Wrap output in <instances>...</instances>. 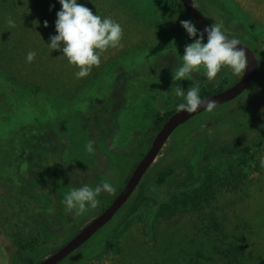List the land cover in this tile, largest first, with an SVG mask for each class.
I'll list each match as a JSON object with an SVG mask.
<instances>
[{"label":"rangeland","instance_id":"rangeland-1","mask_svg":"<svg viewBox=\"0 0 264 264\" xmlns=\"http://www.w3.org/2000/svg\"><path fill=\"white\" fill-rule=\"evenodd\" d=\"M195 2L211 25L223 26L225 13L226 29L235 34L227 35L229 39L264 51V0ZM77 3L123 28L122 47L105 51L100 66L85 78L76 77L78 68L62 51L49 47L50 37L57 35L59 0H0V264H24L21 257L35 245H47L39 260L50 254L51 243L71 227L60 216L62 195L85 185L95 189L102 182L116 189L113 194L102 192V197L113 199L120 192L137 163L132 154L137 134L152 128L156 113L176 110L185 102L175 96L176 86L185 92L191 86L214 90L233 73L223 67L209 81L201 66L191 79L174 81L185 47L199 36L166 30L160 19L164 0ZM9 18L15 27H9ZM29 51L36 53L31 63L26 60ZM255 53L259 60L260 53ZM10 80L23 91L18 99L9 97ZM29 88L50 97L34 96ZM257 93L264 94V73L251 94L179 127L143 179L145 204L105 239L108 229L126 215L135 193L107 228L61 264L82 257L76 264H264V141L245 168L237 156L220 150L243 127L254 136L264 133V105L258 104ZM208 122L214 124L204 130ZM89 140L94 142L93 155L85 150ZM206 142L213 143L208 161ZM183 151L193 166L191 184L182 187L183 168L157 184L156 172ZM209 170L216 175L212 211L224 225L206 229L200 214L179 198L202 186ZM97 213L89 207L77 216L74 228L81 229Z\"/></svg>","mask_w":264,"mask_h":264},{"label":"clouds","instance_id":"clouds-1","mask_svg":"<svg viewBox=\"0 0 264 264\" xmlns=\"http://www.w3.org/2000/svg\"><path fill=\"white\" fill-rule=\"evenodd\" d=\"M61 10L57 13L55 28L57 35L50 37L49 47L54 51H62L68 62L77 67V78H85L90 75L92 68L99 67L101 56L109 48L122 47L123 28L111 19L101 18L84 5L78 4L77 0H59ZM9 27H15V22L9 18ZM189 37L199 39L184 49L182 65L173 71L174 81L189 80L193 72L199 71L201 66L205 69L206 78L214 80L223 67L229 68L234 74L244 73L248 66V58L240 41L229 39L222 30V25L212 24L203 32H198L192 21H181ZM44 27H48L47 21ZM207 34L205 44L204 35ZM36 53L29 51L26 56L28 63L35 60ZM198 86H191L185 92L179 86L174 88V94L181 97L185 102L176 107V111L189 114L205 109L212 112L216 107L215 100L205 101L200 97ZM93 141L89 140L85 150L93 155L95 152ZM115 146V144L113 145ZM264 167V158L261 159ZM115 187L108 182H102L95 189L85 185L79 189H72L65 197L63 203L67 211L79 216L88 211L89 207L95 209L99 205L97 197L102 192L115 193Z\"/></svg>","mask_w":264,"mask_h":264},{"label":"trees","instance_id":"trees-1","mask_svg":"<svg viewBox=\"0 0 264 264\" xmlns=\"http://www.w3.org/2000/svg\"><path fill=\"white\" fill-rule=\"evenodd\" d=\"M223 7V6H222ZM224 8V7H223ZM223 10V9H222ZM225 13L223 12L221 15V23L223 24L222 30L226 35H232L234 33L227 31L225 28ZM160 19L162 20L166 30L174 35H188L186 30L182 28L181 21H192L195 26L197 25L193 17L186 11L181 0H164ZM235 35V34H234ZM260 53V75L264 73V51L258 50L255 51ZM257 55V54H256ZM237 74H230L226 80L214 90H205L200 91V97H205L217 92H220L234 83V78H237ZM3 82V81H1ZM10 82V83H9ZM8 82L9 89V97L12 99H18V96L23 92L22 90H18L17 82L15 80H10ZM27 91L31 92L35 95L42 94L44 96H49L48 93H41L39 89L29 88ZM16 96V97H15ZM258 104L264 105V94H256ZM257 107V106H256ZM176 110L168 111L166 113H156L153 118V126L147 133H138L137 134V145L133 148L132 154L133 156H137V163L144 156V154L149 150L152 141L154 139L155 134L162 128L167 119L175 112ZM208 112V111H206ZM184 126V125H183ZM240 127H243L240 125ZM264 141V133L260 132L256 136L252 135L249 129L243 127L236 134L235 138L228 144L221 147V152L224 155L228 156H237L238 164L241 168H245L248 163L252 159V155L254 153V149L262 146ZM212 142H206L204 146V161H208L211 153H212ZM113 156V155H110ZM116 156H113L112 160H115ZM129 159V158H128ZM135 164V166L137 165ZM134 166V167H135ZM183 168L186 171L185 178L182 182V187H188L193 181L194 172L193 166L190 159L187 157L186 152H182L179 157H177L176 161L156 172L154 180L157 184H164L175 172L176 170ZM215 172L213 170H209L204 177L202 186H199L191 193H186L184 196L180 197L179 200L181 204L185 207H192L194 212H198L200 214V222L201 226H204L206 229H210L211 227H222L224 223L220 221L216 214L212 211V203L215 199ZM100 202L105 205H109L111 203V199L103 198L99 196ZM147 201V197L145 195V184L141 182L139 188L136 191V195L132 203L129 205L126 215L118 221L117 225L113 228V230H119L124 223V220L127 217L135 214ZM210 209L211 211L207 212L205 210ZM203 213V214H202ZM36 246V245H35ZM33 246L32 249L29 250V254L27 258L23 259L25 264H35V253L37 247ZM109 247H112L108 244ZM237 251L239 252V246L236 245Z\"/></svg>","mask_w":264,"mask_h":264},{"label":"water","instance_id":"water-1","mask_svg":"<svg viewBox=\"0 0 264 264\" xmlns=\"http://www.w3.org/2000/svg\"><path fill=\"white\" fill-rule=\"evenodd\" d=\"M186 11L193 17L198 28L201 32L204 31L206 27H210L206 16L199 9L197 3L194 0H181ZM207 38V34L204 35ZM245 48L247 58H248V66L241 76V78L229 86L228 88L202 97L203 100H215L216 107L229 103L240 96L259 76L260 73V64L259 60L254 53V51L249 48L247 45L240 42V45L237 46ZM215 107V108H216ZM206 112L205 109H199L197 112L189 114L186 112L178 113L175 111L164 123L162 128L155 134L152 144L149 150L144 154L141 160L138 162L136 167L134 168L130 178L127 183L121 190V192L114 198V200L110 203V205L94 220L88 223L85 227H83L73 238H71L63 247H61L58 251H56L51 256L39 261L36 264H59L62 260L68 257L71 253L77 250L84 243L89 241L93 235L103 226H105L112 218L116 215V213L124 206V204L130 199L133 193L136 191L138 186L140 185L143 177L146 172L152 166V164L156 161L158 155L162 151L163 147L166 145L169 138L173 135V133L181 126L185 125L189 121H191L196 116ZM212 122H208L205 126L204 130L210 127ZM199 132H196L195 135H199Z\"/></svg>","mask_w":264,"mask_h":264},{"label":"flooded vegetation","instance_id":"flooded-vegetation-1","mask_svg":"<svg viewBox=\"0 0 264 264\" xmlns=\"http://www.w3.org/2000/svg\"><path fill=\"white\" fill-rule=\"evenodd\" d=\"M195 1V0H194ZM225 28H226V25H225ZM227 30V29H226ZM227 31H230V32H232L231 30H227ZM255 51H258L257 49L255 50ZM255 53V52H254ZM256 54V53H255ZM243 75V74H242ZM241 75V76H242ZM241 76H238L237 77V80L234 82V83H236L240 78H241ZM262 78V75H260V73H259V76L257 77V78H255V80L252 82V84L240 95V96H238L236 99H234L233 101H236L238 98H240V97H243V95H245V94H251L252 92H253V89L255 88V85L257 84V83H259V81H260V79ZM256 81V82H255ZM255 82V83H254ZM233 83V84H234ZM253 83H254V85H253ZM232 84V85H233ZM257 94H261V93H257ZM248 98H249V96H248ZM232 102V101H231ZM231 102H229V103H231ZM229 103H226V104H224V105H227V104H229ZM245 103H247L248 104V106L249 107H252V104H251V102L246 98L245 99ZM224 105H221V106H218V107H216V108H219V107H222V106H224ZM205 113V112H204ZM231 113V112H230ZM203 114V113H202ZM201 115V114H200ZM199 116V115H198ZM197 117V116H196ZM195 117V118H196ZM193 120V119H192ZM190 122V121H189ZM186 125V124H185ZM182 127V126H181ZM180 127V128H181ZM141 160V159H140ZM138 164V163H137ZM136 167V166H135ZM134 167V168H135ZM150 169V168H149ZM134 170V169H133ZM133 170H132V172H133ZM132 172H131V174H132ZM148 172V171H147ZM146 172V173H147ZM131 174H130V176H131ZM130 176L128 177V179L130 178ZM145 176H146V174H145ZM145 176L143 177V179L145 178ZM128 179L126 180V182H125V184L127 183V181H128ZM143 179H142V181L141 182H144L143 181ZM125 184L123 185V187L125 186ZM141 184V183H140ZM140 186V185H139ZM139 186H138V188H139ZM123 187H122V189H123ZM137 188V189H138ZM121 189V190H122ZM137 189H136V191H137ZM121 190H120V192H121ZM136 191L133 193V195L136 193ZM119 192V193H120ZM118 193V194H119ZM117 194V195H118ZM116 195V196H117ZM132 195V196H133ZM99 196H102L101 194L99 195ZM99 196H98V200H99ZM115 196V197H116ZM132 196L130 197V199L132 198ZM65 197H66V195H62V197H60L59 198V204H60V216L62 217V219L68 224V226H71L70 227V229H69V231H68V233H65L63 236L61 235V236H59V237H57L56 239V241H54L53 243H51V244H53L52 246H49V249H50V254L48 255V256H46V257H44L43 259H45V258H47V257H49V256H51L52 254H54L56 251H58L61 247H63L71 238H73L83 227H85L88 223H90L92 220H94L98 215H100L109 205H105L104 203H102V202H100V200H99V205H98V207H96L95 208V210L96 211H98V213H97V215L93 218V219H91L85 226H83L81 229H78V230H76L75 228H74V226H73V224L75 223V221H77L76 220V218H78L77 217V215H75L74 214V211L73 212H69V211H67V208H66V205L63 203V201H64V199H65ZM114 197V198H115ZM103 198H105V197H103ZM114 198L113 199H111V202L114 200ZM106 199H108V198H106ZM129 199V200H130ZM128 200V201H129ZM128 201L124 204V206L128 203ZM123 206V207H124ZM122 207V208H123ZM122 208L116 213V215L112 218V220L111 221H109L105 226H103L102 228H100L94 235H93V237H95L96 235H98L99 233H101L105 228H107L108 226H109V224L113 221V219L117 216V214L122 210ZM114 233V230L111 228H109L108 229V232H106V238L105 239H107V237H109L110 236V233ZM93 237L91 238V239H93ZM91 239L89 240V241H91ZM89 241H87L86 243H84L82 246H80L77 250H75L73 253H71L69 256H71V255H73L74 253H76L80 248H82L84 245H87V243L89 242ZM89 244V243H88ZM47 245L46 244H40V245H36L35 247H37V250H36V253H35V259H37L36 261H35V264L36 263H38L39 261H41V260H43V259H41V260H39L38 259V255L41 253V250L43 249V247L45 248ZM34 248V247H33ZM32 249V248H31ZM29 250L30 249H28V252H27V255L29 254ZM40 252V253H39ZM69 256L68 257H66L64 260H62L59 264H61V263H63L64 261H66L68 258H69ZM25 258H27V256L26 257H21V260L23 261V259H25ZM81 259H83V257L82 258H80V259H70L68 262H69V264H76L77 262H78V260L80 261ZM23 263H24V261H23ZM25 264V263H24Z\"/></svg>","mask_w":264,"mask_h":264},{"label":"crops","instance_id":"crops-1","mask_svg":"<svg viewBox=\"0 0 264 264\" xmlns=\"http://www.w3.org/2000/svg\"><path fill=\"white\" fill-rule=\"evenodd\" d=\"M240 26H241L242 28L244 27V25H239V29L241 28ZM244 31H245V30H244ZM245 33L248 34V32H246V31H245ZM253 41L255 42V36H253Z\"/></svg>","mask_w":264,"mask_h":264}]
</instances>
